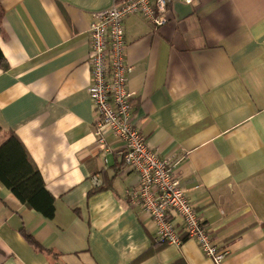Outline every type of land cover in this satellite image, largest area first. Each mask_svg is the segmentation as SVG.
Here are the masks:
<instances>
[{
  "label": "crops",
  "instance_id": "1",
  "mask_svg": "<svg viewBox=\"0 0 264 264\" xmlns=\"http://www.w3.org/2000/svg\"><path fill=\"white\" fill-rule=\"evenodd\" d=\"M112 3L0 0V145L17 136L55 204L45 218L0 185V264H214L192 239L154 240L126 197L121 142H96L88 27ZM167 17L124 21L134 124L174 164L222 264H264V0H173Z\"/></svg>",
  "mask_w": 264,
  "mask_h": 264
},
{
  "label": "built area",
  "instance_id": "2",
  "mask_svg": "<svg viewBox=\"0 0 264 264\" xmlns=\"http://www.w3.org/2000/svg\"><path fill=\"white\" fill-rule=\"evenodd\" d=\"M173 0H113L111 7L93 14L89 23V70L87 93L96 116V142L104 147L109 134L122 144L123 164L136 175V186L125 191L131 205L138 204L154 225V240L159 244L181 246L183 238L194 240L214 264L227 256L213 244L194 205L173 175V163L149 149L145 136L133 120L127 90V75L132 67L125 63L124 21L131 16L159 28L168 22ZM187 4L192 0H180ZM95 185L99 182L93 177ZM178 218L180 226L173 221Z\"/></svg>",
  "mask_w": 264,
  "mask_h": 264
},
{
  "label": "trees",
  "instance_id": "3",
  "mask_svg": "<svg viewBox=\"0 0 264 264\" xmlns=\"http://www.w3.org/2000/svg\"><path fill=\"white\" fill-rule=\"evenodd\" d=\"M3 11L0 7V30ZM0 66L5 68V59L0 50ZM0 185L9 190L25 207L52 219L55 212L54 198L46 190L35 163L21 141L13 133L0 145ZM35 249H41L25 237Z\"/></svg>",
  "mask_w": 264,
  "mask_h": 264
}]
</instances>
